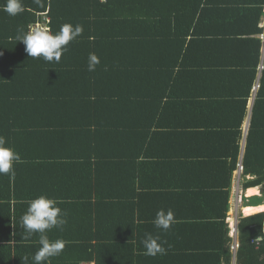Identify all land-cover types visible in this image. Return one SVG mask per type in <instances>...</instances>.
I'll use <instances>...</instances> for the list:
<instances>
[{"label":"trees","instance_id":"trees-1","mask_svg":"<svg viewBox=\"0 0 264 264\" xmlns=\"http://www.w3.org/2000/svg\"><path fill=\"white\" fill-rule=\"evenodd\" d=\"M215 3L216 0H22L23 12L10 16L3 11L5 0H0V136L22 161L14 164V174H0V264H23L24 257L28 258L27 264H34L33 256L40 248L34 237L39 234L25 239L20 220L28 201L39 196L61 204L60 195L43 193L51 190L63 194L61 199L69 204L79 201L91 205L99 219L108 221L101 220L97 227L99 240L95 244H83L86 256H78L81 252L68 234L78 226L65 211L67 223L48 230L47 235L63 239L66 246L60 255L43 264H211L212 253L204 248L193 246L188 253L175 256L174 250L180 251L175 240L165 241L166 231L154 225L159 206L149 221L144 210L139 214L129 206L124 193L166 177L156 171L164 167V162L155 154L152 130L159 116L165 120L168 107L177 98L174 95L183 89L184 76L199 66L189 53L204 42L197 25L202 20L205 24L206 18L213 19L207 14L217 9ZM255 11L260 22L264 0H259ZM243 18L248 21L253 17ZM49 21L53 34L66 23L82 27V33L69 42L58 63L29 57L24 44L15 39L20 34L18 30L26 33ZM258 43L255 65L248 71L253 83L264 47L262 39ZM92 53L99 63L89 71ZM261 70L264 73V66ZM259 97L264 99V77ZM246 108L247 100L238 125L231 131L235 141L234 168L241 158L239 139ZM195 136L206 139L200 133ZM200 141L204 145L208 142ZM242 165L245 176L256 177L247 189L262 187L264 196V112L260 100L254 108ZM195 179L198 181L190 186V199L205 198L210 187L202 183L204 177ZM151 189L163 190L159 186ZM103 191L110 195L104 196ZM257 194L258 191H249L248 197ZM260 209L264 206L246 212ZM263 213L239 223V264H264ZM107 222L112 233L103 240ZM63 227L68 231L65 234ZM180 227L173 230L180 231ZM222 227V255L224 262L231 264L228 224ZM148 233L160 238L163 254L145 255L141 241ZM13 234L18 237L17 251L21 250L17 255L9 241ZM259 238L263 241L257 244Z\"/></svg>","mask_w":264,"mask_h":264},{"label":"crops","instance_id":"crops-1","mask_svg":"<svg viewBox=\"0 0 264 264\" xmlns=\"http://www.w3.org/2000/svg\"><path fill=\"white\" fill-rule=\"evenodd\" d=\"M258 3L259 0H216L217 9L212 11L213 14H207V17L211 16L213 19L206 18L205 24L203 20L201 25L198 23L197 31L204 42L198 47H193L189 56L198 63L197 68L202 69L196 68L194 71L191 68L188 71L190 74L183 78V89L174 95L177 98L173 100V106L168 107L165 120L159 116L152 130L156 144L155 154L159 156V161L164 162V167H159L156 171L166 177L159 182L141 184L140 188L124 193L129 206L135 208L139 214L144 210L150 218L149 221L154 218L153 214L157 212L158 206L159 211L166 209L174 213V223L165 230L168 234L165 235V241L175 240L176 246L178 245L180 249L175 251L171 247L175 256L188 253L194 246L211 251V264H227L222 255L225 243L222 224L227 223L231 238L227 247L232 256L231 264H239V251L235 254L233 246L236 243L240 245L239 223L242 211L244 215L252 216L256 213L249 214L246 209H259L264 206L262 187L247 189L249 182H254L256 177L245 174L239 176V166L243 164L257 100H260L261 110L264 112V99L259 97L264 77L261 70L264 66V47L263 55L258 61V77L254 83L248 72L251 66L255 65L254 54L257 53L260 45L258 42L264 34V31L262 33L257 30H264V17L259 22L256 19L257 13H254ZM243 17L253 18L246 21ZM201 73L203 74L196 78ZM258 85L260 88L256 89ZM246 100V117L243 122L242 138L239 139V145L242 146L241 158L238 157L237 166L234 168L235 157L232 154L233 149L235 154V141L231 131L240 121ZM199 133L206 139H197L195 135ZM200 140L208 142L204 145ZM120 144L122 147L125 146L124 142ZM203 154L206 155L204 158H195ZM199 176L205 178L202 183L208 185L210 189L203 195L205 198L198 195L202 198L190 199V186L197 183L198 180L195 178ZM158 186L163 190L151 189ZM54 191L43 193L49 196L60 195L58 202H61L63 207L59 203L58 206L62 213L68 211L70 220L73 219L78 226L76 230L72 228V233L68 234L73 237L75 248L81 252L77 255L83 253L86 256L83 244H87L88 241H94L95 244V241L99 240L97 227L100 226L101 220L103 222L108 220L99 219L91 205L79 201L69 204L66 199H61L63 194ZM249 191H258V194L248 197ZM72 193L76 195L79 192ZM103 195L110 194L103 191ZM250 200L257 202L263 200V206L258 204V207H243L244 201ZM12 206L15 207V202ZM106 206L108 210L110 203ZM226 216L227 219L224 220ZM174 225L181 226V230L174 231ZM104 227L106 231L103 233V240L112 233L108 222ZM64 231L67 230L64 228L63 234L66 233ZM17 239L15 234L9 239L14 255L21 251H17ZM34 239L39 240V236H35ZM49 239L54 240L52 237ZM166 253L168 254V251Z\"/></svg>","mask_w":264,"mask_h":264},{"label":"clouds","instance_id":"clouds-1","mask_svg":"<svg viewBox=\"0 0 264 264\" xmlns=\"http://www.w3.org/2000/svg\"><path fill=\"white\" fill-rule=\"evenodd\" d=\"M23 10L22 0H5L3 11L8 15L16 16ZM18 32L20 34L15 39L24 44L25 52L29 57H43L47 62L55 61L58 63L69 42L82 33V27L80 25L73 27L71 24L66 23L61 26L56 34L44 28H35L26 33L20 29ZM88 60V70L94 71L99 59L92 53L89 54ZM21 162L19 153L15 152L12 147L7 146L4 137L0 136V174H14V164ZM64 215L54 199L39 196L28 201L27 210L21 216L20 222L25 230V239L33 234H39L40 248L33 256L34 264H43L49 258L58 256L63 252L67 242L63 239L50 240L47 231L53 228H62L67 223ZM244 216L242 211L241 218H249ZM172 223H174V213L171 210L165 212L161 209L156 213L154 220L156 228L167 230ZM260 241H263V238H259L257 244ZM141 243L146 250L145 255L155 256L165 252L158 236L154 237L148 233ZM27 260L28 258L24 257L23 264H27Z\"/></svg>","mask_w":264,"mask_h":264},{"label":"built area","instance_id":"built-area-1","mask_svg":"<svg viewBox=\"0 0 264 264\" xmlns=\"http://www.w3.org/2000/svg\"><path fill=\"white\" fill-rule=\"evenodd\" d=\"M102 1H103V2H107L108 0H102ZM49 24H50V21L48 22V24H37V25L33 26L32 29H35V28H44V29L49 30V31L52 33L51 28L49 27ZM32 29H31V30H32ZM261 37H262V40H263V42H264V34H263ZM259 87H260V86L258 85L256 89H259ZM243 175H244V167H243V165L241 164V165L239 166V176L241 177V176H243ZM235 235H236V232H235ZM238 249H239V244L236 243V244L233 246V251L235 252V254L237 253Z\"/></svg>","mask_w":264,"mask_h":264},{"label":"rangeland","instance_id":"rangeland-1","mask_svg":"<svg viewBox=\"0 0 264 264\" xmlns=\"http://www.w3.org/2000/svg\"><path fill=\"white\" fill-rule=\"evenodd\" d=\"M263 203V200L257 202L256 200H250V201H244L243 203V207H250V206H257L258 204H262ZM264 212V209H260L258 210V212H252V213H256V214H259V213H263ZM251 214V213H249ZM245 216H249L248 214L245 215Z\"/></svg>","mask_w":264,"mask_h":264}]
</instances>
